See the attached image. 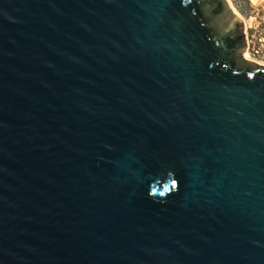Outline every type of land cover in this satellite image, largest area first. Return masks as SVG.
Masks as SVG:
<instances>
[{
  "label": "water",
  "instance_id": "1",
  "mask_svg": "<svg viewBox=\"0 0 264 264\" xmlns=\"http://www.w3.org/2000/svg\"><path fill=\"white\" fill-rule=\"evenodd\" d=\"M230 0H0V264H264V64Z\"/></svg>",
  "mask_w": 264,
  "mask_h": 264
},
{
  "label": "rangeland",
  "instance_id": "2",
  "mask_svg": "<svg viewBox=\"0 0 264 264\" xmlns=\"http://www.w3.org/2000/svg\"><path fill=\"white\" fill-rule=\"evenodd\" d=\"M245 21L248 58L264 64V0H230Z\"/></svg>",
  "mask_w": 264,
  "mask_h": 264
},
{
  "label": "bare ground",
  "instance_id": "3",
  "mask_svg": "<svg viewBox=\"0 0 264 264\" xmlns=\"http://www.w3.org/2000/svg\"><path fill=\"white\" fill-rule=\"evenodd\" d=\"M246 57H249L247 53H246Z\"/></svg>",
  "mask_w": 264,
  "mask_h": 264
}]
</instances>
